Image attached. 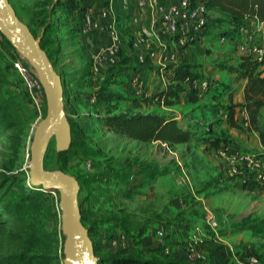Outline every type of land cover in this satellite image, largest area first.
Segmentation results:
<instances>
[{
	"label": "rangeland",
	"instance_id": "rangeland-1",
	"mask_svg": "<svg viewBox=\"0 0 264 264\" xmlns=\"http://www.w3.org/2000/svg\"><path fill=\"white\" fill-rule=\"evenodd\" d=\"M8 1L39 42L44 27L39 23L46 20V15L51 14L56 27H60L51 38L54 45L47 49L56 72L64 80V112L75 128L71 143L73 140L76 145L69 150L70 143L66 151L58 153L52 139L43 166L46 170L63 167L62 172L82 181L78 205L88 220L97 217V229L102 235L109 237L123 232L130 235L131 248L124 256L137 257L142 263L168 262L174 257H184L188 263L202 260L205 246L201 245L214 242L224 246L229 264H251V258L264 264V195L241 187L248 177L246 172L229 175L232 165H240L238 159L243 151L264 157V121L259 123L258 130L244 125L241 114L244 109L240 105L243 83L221 69V65L234 63L237 53L227 44L218 43L220 35L214 33V14L210 15L207 30L200 34L206 40L197 39L181 49L178 59L171 64L184 60L192 65L197 77L223 81L228 90L217 104L212 103L210 91L193 104L182 94L177 105L165 111L202 120H211L210 111H215L219 114L215 117V131L225 139L221 142L225 146L218 150L190 146L193 144L140 143L107 132L95 117L103 114V106L92 103L94 93L106 82L124 98L119 106L125 109L129 105L126 100L135 97L125 89L133 73H138L142 80V86L133 88L137 95L144 88L166 83L165 70L158 68V60L150 59V68L140 70L133 40L131 46L119 44L117 60L128 58L129 65H135L132 73L119 82L122 78L116 77L114 65L102 64L94 71L95 51L88 47V41L78 38L80 29L75 27L76 20L60 10V4L67 0ZM83 2L79 1L77 11L85 10ZM218 26L219 31L231 29L226 23ZM80 45L84 48L75 49ZM11 51L0 35V76L7 83L0 88V100L12 101L9 117L5 122L0 120V173L19 176L18 191L27 193L24 205L28 210L20 218L13 204L9 211L0 208V264H63L65 237L59 193L54 190L41 193L30 188L33 186L28 167L30 147L35 129L46 114V101L43 94L36 102L26 96L23 80L12 65V60L20 56ZM229 104L237 113L239 125L232 132L238 131L240 138L230 134L231 129L221 121L220 113ZM208 108L214 110L207 113ZM2 187L0 191L4 190ZM10 196L14 201L15 195ZM209 216L217 221L214 229L207 224ZM157 228L166 233L161 244L152 240V247L160 250H140L139 234L153 237ZM94 239L100 246L104 241ZM189 251H193L192 259L187 258ZM102 253L106 255L108 250L104 248ZM113 254L119 256L118 250H113Z\"/></svg>",
	"mask_w": 264,
	"mask_h": 264
},
{
	"label": "trees",
	"instance_id": "trees-1",
	"mask_svg": "<svg viewBox=\"0 0 264 264\" xmlns=\"http://www.w3.org/2000/svg\"><path fill=\"white\" fill-rule=\"evenodd\" d=\"M80 0H67L60 4V10L66 12L73 21L76 20V12L78 3ZM209 11L214 14L213 22L216 25L226 23L231 29L228 31H221L219 35H224L228 39H234L235 33L240 26L244 25L249 20H258L264 23V0H203ZM17 15V14H16ZM50 15V16H49ZM45 21H40L39 25L43 27V34L40 47L46 52L49 60L54 66L53 61L49 56L47 48H50L54 43V34L58 32L60 27H56L54 19L51 18V14L45 16ZM211 21V19H210ZM25 23V22H24ZM210 23V22H209ZM32 35L36 38L33 30L25 23ZM229 32V33H227ZM46 33V34H45ZM1 35V34H0ZM2 39L6 42L7 47L15 52V49L11 44L1 35ZM52 38V39H51ZM230 47V45H228ZM235 51L233 47H230ZM57 49V48H56ZM57 51V50H56ZM55 52V51H53ZM16 55V54H14ZM119 55V54H118ZM150 58L145 57L144 63L140 64L141 67L150 68ZM137 62V60H136ZM138 63V62H137ZM113 69H117L116 77L122 78L133 68L129 65V59L125 58L117 60ZM222 70L226 71V74L232 76L235 79L241 80L242 85V103L240 104L246 111L249 119V126H253L254 129L259 128V114L260 110L264 108V69L262 64L252 57L241 55L236 58L234 63L221 65ZM162 70L163 75L166 77V83L161 85L159 90L153 93L146 94L144 92L141 95H137L133 88L128 89V93L134 94L131 100H126L129 105L125 109H120L119 104L124 98L112 91L107 83H103L97 91L94 93V100L92 103L103 106V114L95 115L98 121V125L104 128L107 132L118 134L128 140L136 141L140 143H153L161 142L168 145H182L193 144L190 146L200 145L204 147H210L218 150L225 139L215 131V124L217 122V116L213 108H208L207 113L212 112L211 120H202L196 117L190 116H177L176 114L165 111L171 107L177 105L180 101L182 94L186 93L190 103H197L202 96L208 91L211 92L212 103L217 104L219 97L228 90V85L223 81L209 80L207 78L197 77L192 72V65L186 63L184 60L177 65L167 64L164 67H158ZM60 75V74H59ZM62 86L64 88V80L60 75ZM188 79H206L208 81V88L204 92H199L196 89L189 87L186 82ZM119 82H123L122 79ZM7 84L3 76H0V88ZM64 95V93H63ZM27 96V94H26ZM28 97V96H27ZM12 101L10 99L0 100V117L2 122H5L10 114ZM216 106V105H214ZM224 113H220L221 121L231 128H238V119L232 105H226ZM155 109V111L153 110ZM214 113V114H213ZM1 122V121H0ZM70 125V132L72 136H75V128L68 120ZM74 133V134H73ZM76 145L72 140L70 149ZM58 170L63 171V167H58ZM79 184V191L82 188V181L76 177ZM19 176L10 177L7 174L0 173V187L4 190L0 191V208L9 211L10 208L15 209L20 218L26 216L28 208L24 205V200H28L26 192L18 191ZM241 187L244 190L251 192H258L264 195V182H258L250 177L243 180ZM32 190L45 193L42 187L30 186ZM14 196V201L11 199ZM13 202V203H12ZM81 205V204H80ZM81 221L88 230V236L92 241L95 256L99 259L98 264H229L228 256L225 252V248L221 244L207 243L203 249L205 252V258L202 260H195L188 263L184 257H174L168 262H144L134 256L125 257L124 254L130 250V239L127 233H119L118 235H125L128 240V247L114 249L110 246V241L114 237L118 236H106L97 229V217H91L89 220L85 217L83 210L80 207ZM103 239L101 246L94 238ZM137 242L141 249L157 252L160 249L152 247L154 240L153 237L139 234ZM207 242V241H206ZM201 246L199 248H201ZM104 248L108 250L105 255ZM113 250H118L119 256H113ZM205 259V260H204ZM242 259V257H240Z\"/></svg>",
	"mask_w": 264,
	"mask_h": 264
},
{
	"label": "built area",
	"instance_id": "built-area-1",
	"mask_svg": "<svg viewBox=\"0 0 264 264\" xmlns=\"http://www.w3.org/2000/svg\"><path fill=\"white\" fill-rule=\"evenodd\" d=\"M156 0H136L138 6L154 3ZM155 8L160 16L161 29L160 32L164 35H169L170 46L163 48L161 51H156L153 48L151 41L145 36H138L132 43V47L137 51V62L144 63L145 57L150 59L156 58L160 67L167 64L175 63L180 50L186 46L193 44L197 39L203 38L201 33L207 30L211 19V12L205 5L203 0H163L155 5ZM91 13H88V19L83 24L81 30L83 33L98 29L97 20L90 19ZM100 18H105L107 12L104 9L99 11ZM252 21V22H251ZM208 33V31L206 32ZM108 36L111 39V45L99 51L92 57L94 71L98 70V66L102 64L114 65L117 62L119 53V36L116 30L112 27L108 29ZM219 42L230 45L235 49L237 55H246L252 57L262 64L264 69V23L258 20H249L244 25L240 26L235 33L234 39L230 40L224 35H220ZM12 65L15 71L22 78L27 96L34 102L43 94L42 86L36 77L32 67L21 57L12 60ZM162 70V69H160ZM130 84L134 88L142 86V80L138 73H134L130 80ZM186 84L192 89L199 92H204L208 88L206 79H188ZM44 95V94H43ZM94 99H92L93 101ZM244 125L249 126L248 115L244 114ZM222 154L220 151L218 152ZM240 165H232L229 168V175L234 176L242 172H246L251 179L264 182V160L253 154H241L239 156ZM238 168L241 170L239 171ZM247 177V178H248ZM207 224L211 229L217 227V221L214 216H209ZM154 240L161 244L166 237L163 228H157L152 234ZM110 246L114 249L128 247V240L125 235L121 234L110 241ZM194 257L193 251L187 253V258ZM251 264H257V260L251 258Z\"/></svg>",
	"mask_w": 264,
	"mask_h": 264
},
{
	"label": "water",
	"instance_id": "water-1",
	"mask_svg": "<svg viewBox=\"0 0 264 264\" xmlns=\"http://www.w3.org/2000/svg\"><path fill=\"white\" fill-rule=\"evenodd\" d=\"M0 34L19 56L35 71L46 101V114L38 123L30 147L29 178L35 187L59 193L61 229L65 237L63 264H98L88 230L81 221L78 205L79 184L75 177L61 170H46L44 155L49 142L55 141L58 153L66 151L71 143L70 125L64 112L63 86L39 41L22 22L8 0H0Z\"/></svg>",
	"mask_w": 264,
	"mask_h": 264
},
{
	"label": "crops",
	"instance_id": "crops-1",
	"mask_svg": "<svg viewBox=\"0 0 264 264\" xmlns=\"http://www.w3.org/2000/svg\"><path fill=\"white\" fill-rule=\"evenodd\" d=\"M161 1L163 0H156L154 3L146 4L141 7L138 6L136 0H84L83 8H85V10L83 11L78 10L76 12L77 19H76L75 27L80 29L77 32L79 36L78 38L81 39L82 42L84 40L89 42L88 47L90 46V48L93 51H95L93 55L95 56L99 51H102L111 45L112 41L108 36V29L112 27L118 33L119 43L122 45L131 46L132 40L134 41L135 38H137L138 36H145L151 41L153 48L156 51H161L163 48H167L170 46L169 35H164L160 32L161 20L155 8V5ZM101 9H104L107 12V16L105 18H100L99 16V11ZM88 13H91L92 15L90 19H94L98 21L99 27L98 29L83 33L81 28L85 23V21L88 19L87 18ZM219 26L216 29H214L215 30L214 33L217 34L218 36L219 33L222 31V30L219 31L218 29ZM219 37H218V43H221L219 42ZM203 40L206 39L203 37ZM79 47L80 49L84 48V46L80 45L75 49H79ZM131 67L134 69L135 65ZM142 68L143 67H140L139 69L142 70ZM130 72L132 73V71H129L128 73ZM127 74L125 76H127ZM125 76L122 77V80H124L123 78H125ZM164 84L165 82H162V83H158L157 86L154 87L152 86L151 88H144L141 90V93L144 92L146 94H149L156 92L159 90L160 86ZM131 88L134 87H132L130 82H128L125 86V89L128 90ZM186 95L187 94L184 93V96ZM241 114L242 115L246 114V111L243 110ZM236 117L238 119L237 113H236ZM263 121H264V108L260 110V114H259V123ZM224 125L229 130L231 129L229 131L230 134L234 135L235 137L240 136L238 131L235 130V132H232L234 129L237 128L228 127L225 123ZM235 153L238 152L235 151ZM244 153L249 154L246 151H243L240 154H244ZM262 159L264 160V157H262Z\"/></svg>",
	"mask_w": 264,
	"mask_h": 264
}]
</instances>
